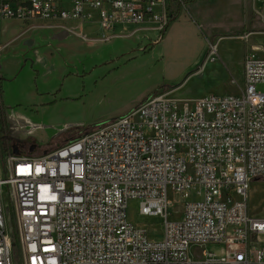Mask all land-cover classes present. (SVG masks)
Returning a JSON list of instances; mask_svg holds the SVG:
<instances>
[{
    "label": "built area",
    "instance_id": "built-area-1",
    "mask_svg": "<svg viewBox=\"0 0 264 264\" xmlns=\"http://www.w3.org/2000/svg\"><path fill=\"white\" fill-rule=\"evenodd\" d=\"M70 3L0 0V18L67 34L75 32L67 21L96 22L97 38L108 40L123 25L163 31L182 0ZM173 93L151 94L41 154L14 153V141H1L0 264H264L256 239L264 217L248 205L251 182L264 178V56L245 55L236 93ZM171 195L184 199L179 210ZM131 200L139 214L163 217L161 235L129 219ZM208 243H222L224 253L199 249Z\"/></svg>",
    "mask_w": 264,
    "mask_h": 264
},
{
    "label": "rangeland",
    "instance_id": "rangeland-1",
    "mask_svg": "<svg viewBox=\"0 0 264 264\" xmlns=\"http://www.w3.org/2000/svg\"><path fill=\"white\" fill-rule=\"evenodd\" d=\"M187 1L182 0V4ZM64 2L70 7L71 0ZM182 4L177 9L181 7L185 13ZM214 7L209 4V10ZM249 10L254 27L251 25L241 32L255 31L256 37L242 40L233 38L236 36L223 37L218 42L215 59L211 57L201 68L211 44L219 39L214 35L217 32L210 35V30L226 32L236 24L231 25L226 20L208 24L199 28L198 35L184 28L163 40L165 31L133 33L138 26L123 25L108 33L114 35L111 39L100 40L97 38L101 35L99 27L93 22L67 21L66 25L74 27L75 32L59 37L60 31L56 29L27 30L29 25L20 20L0 19V45H6L11 37L21 34L0 52V71L6 68L14 71L11 77L0 75V113L6 116L8 127L0 124V143L6 139L16 140V135L21 134L23 139L30 138L29 141L37 144L35 154L51 151L82 132L130 112L151 94L180 84L173 93L179 98L238 92L243 79L235 70L243 61L242 56L250 50L249 41L256 38L257 43L264 46V0H249ZM28 39H34L32 46L26 43ZM205 43L201 63L189 65ZM24 48L33 56L22 53ZM38 53L40 61H37ZM258 55L264 56V50ZM55 86V92L61 90L70 98L48 96ZM11 113L22 115L27 123L23 125L19 117L10 116ZM170 199L176 203L172 207L175 210L184 202L176 195H171ZM138 204L137 200L129 202V219L137 226L147 227L151 237L161 235L163 217L139 214ZM248 205L251 215L264 217V178L251 182ZM9 226L10 234L15 236L11 219ZM256 239L264 242V234ZM14 248L17 256L19 245L16 243ZM199 249L218 256L224 253L222 243H208ZM197 250L193 247L191 253ZM16 264H21L17 258Z\"/></svg>",
    "mask_w": 264,
    "mask_h": 264
},
{
    "label": "crops",
    "instance_id": "crops-1",
    "mask_svg": "<svg viewBox=\"0 0 264 264\" xmlns=\"http://www.w3.org/2000/svg\"><path fill=\"white\" fill-rule=\"evenodd\" d=\"M209 4H211V6H213V5L215 6L213 8L214 10H209ZM184 8H185V13H183V8H182L177 13V17L169 23V25L167 26V28L165 30V34H164L162 40L167 38L171 34L173 35V34L179 33V31H181L184 28L190 29L191 31L193 30L198 35L199 28H201L205 25H208V24L219 23L222 20L229 21L228 23H231V25L232 24H236V25H234L233 28L230 27L229 29H227L228 31H226V32L225 31L224 32H218V30H214V28L211 29L210 35L217 32L216 34H214V35H217L219 38V39L217 38L218 39L217 44L220 40H222L223 37L236 36L233 38L241 39V40L246 39L247 37L248 38L256 37L255 31H250L248 34H242V32H241V30H243L244 28H249L251 25L254 27V23H252L253 19H252L251 10H249V0H188L185 4ZM0 19H2L3 21H5V20H9V21L16 20V19H4V18H0ZM93 23H96V22H93ZM68 27L71 29L74 28L72 26H68ZM20 36H21V34L11 37L8 40L9 42L6 43V45H2L3 47L0 50V52H2L5 48H7L8 45H11L13 42H15L16 39L19 38ZM5 42H7V41H5ZM26 43L32 46L34 44V39H28L26 41ZM206 46L207 45L205 43L202 48L197 50V58L194 61H192L191 63H189V65L193 66V65H196L198 63H201V59L203 57V53L205 51ZM248 49H250L249 52L255 50L259 54L260 52H262L264 50V46H262L261 43H257V40L255 38L252 41H249ZM22 53L30 54V52H28V50H26V48H24L22 50ZM30 55L33 56L32 54H30ZM38 55H39V57H38L37 61H40L41 55H40V53H38ZM44 57L47 58V56H45V55H44ZM244 57L242 56L243 60H244ZM210 59H211V56H210V52H209V54H207V56L204 58L203 62L200 64L199 68H201L204 64H206L208 62V60H210ZM26 61H28V58ZM34 62L35 61L33 60V63ZM8 70L9 69H7V68L3 69L2 71H0V75L2 74V75H6L8 77H11L13 75L14 71H8ZM235 73L238 74L239 77L240 78L242 77V79H243V61L242 60L238 64V67L236 68ZM41 79H43V77ZM179 86H181V84ZM179 86L174 87L170 90H173V92H174L177 88H179ZM56 88L57 87L55 86L51 90L52 93L48 92L47 95L51 96V97L57 95V96L61 97L62 99L63 98H70L69 96L65 97L61 90H57L55 92ZM18 115L19 114H17V113H11L10 114V116H18ZM18 117H19V121L23 125H25L27 123L25 117H23L22 115L18 116ZM21 139H23V136L21 134H17L16 140H21ZM12 141H14V140H12ZM139 227L142 229L148 230V228L145 226H139Z\"/></svg>",
    "mask_w": 264,
    "mask_h": 264
},
{
    "label": "trees",
    "instance_id": "trees-1",
    "mask_svg": "<svg viewBox=\"0 0 264 264\" xmlns=\"http://www.w3.org/2000/svg\"><path fill=\"white\" fill-rule=\"evenodd\" d=\"M163 29V32L166 30ZM0 77V81H1ZM4 119V116L0 113V124H2V121ZM97 127V126H95ZM93 128V127H92ZM87 131V130H86ZM30 138L28 139H21V140H14L12 146V150L14 153H28V154H33L35 152V149L37 148V144L34 141H29ZM47 152V151H45Z\"/></svg>",
    "mask_w": 264,
    "mask_h": 264
},
{
    "label": "flooded vegetation",
    "instance_id": "flooded-vegetation-1",
    "mask_svg": "<svg viewBox=\"0 0 264 264\" xmlns=\"http://www.w3.org/2000/svg\"><path fill=\"white\" fill-rule=\"evenodd\" d=\"M2 115L4 116V119H3V121H2V124L1 125H3L4 127L6 126V128H8L7 127V122H6V116L4 115V113H2Z\"/></svg>",
    "mask_w": 264,
    "mask_h": 264
},
{
    "label": "water",
    "instance_id": "water-1",
    "mask_svg": "<svg viewBox=\"0 0 264 264\" xmlns=\"http://www.w3.org/2000/svg\"><path fill=\"white\" fill-rule=\"evenodd\" d=\"M62 35L66 36L68 34H67V32L63 31V32H60L57 36L61 37Z\"/></svg>",
    "mask_w": 264,
    "mask_h": 264
},
{
    "label": "bare ground",
    "instance_id": "bare-ground-1",
    "mask_svg": "<svg viewBox=\"0 0 264 264\" xmlns=\"http://www.w3.org/2000/svg\"><path fill=\"white\" fill-rule=\"evenodd\" d=\"M214 45L218 47V44L217 43H215Z\"/></svg>",
    "mask_w": 264,
    "mask_h": 264
}]
</instances>
